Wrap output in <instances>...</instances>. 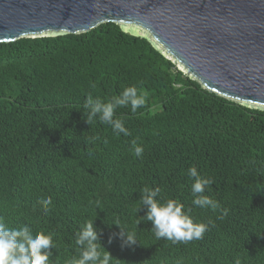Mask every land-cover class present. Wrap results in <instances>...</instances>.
Returning <instances> with one entry per match:
<instances>
[{
	"label": "trees",
	"instance_id": "obj_1",
	"mask_svg": "<svg viewBox=\"0 0 264 264\" xmlns=\"http://www.w3.org/2000/svg\"><path fill=\"white\" fill-rule=\"evenodd\" d=\"M133 85L147 94L145 106L115 113L130 136L86 122L89 94L106 99ZM192 166L213 180L205 194L219 208L192 204ZM144 187L191 209L208 224L203 238L173 244L157 240L150 221L138 224ZM0 216L52 233L55 264L76 254L75 233L88 220L102 230L111 264H264V112L205 90L115 23L0 43ZM116 217L137 233L136 245L109 242Z\"/></svg>",
	"mask_w": 264,
	"mask_h": 264
},
{
	"label": "water",
	"instance_id": "obj_2",
	"mask_svg": "<svg viewBox=\"0 0 264 264\" xmlns=\"http://www.w3.org/2000/svg\"><path fill=\"white\" fill-rule=\"evenodd\" d=\"M115 23L205 90L264 112V0H0V43Z\"/></svg>",
	"mask_w": 264,
	"mask_h": 264
},
{
	"label": "clouds",
	"instance_id": "obj_3",
	"mask_svg": "<svg viewBox=\"0 0 264 264\" xmlns=\"http://www.w3.org/2000/svg\"><path fill=\"white\" fill-rule=\"evenodd\" d=\"M91 87L94 89L96 85L91 84ZM146 100L145 92L138 90L134 85L126 86L119 95L106 99L89 94L82 111L89 125L92 126L93 121L98 119L99 122L110 125L115 134L130 136L131 133L125 127L124 121L115 118L116 110L130 106L131 113L134 115L139 108L145 106ZM90 139L95 140L98 137ZM132 151L136 157L140 158L143 156L144 148L133 140ZM187 175L192 180L191 192L194 197L192 204L198 207H211L213 210L219 208V202L205 194L206 189L213 184V180L202 176L195 166L187 169ZM161 192L160 187H144L141 190L140 202L142 207L147 209V213L142 217L143 219H138V224L141 220L150 221L155 238L165 239L173 244L202 239L208 230V224L194 221L191 209L185 210L184 205L178 200L166 199ZM39 203L47 210L52 204V199L44 197L39 200ZM112 225L119 228V232L113 233L109 237V242L119 239L121 247L137 244L139 241L137 233L123 224L119 217L114 219ZM101 235L102 230H97L95 220L85 222L75 233L76 254L67 261V264H111L113 257L111 253L101 250ZM53 248L57 249V245L54 243L52 233H46L43 230L34 231L28 224L19 228L9 227L5 218L0 216V264H55L50 259L53 256ZM176 264H183V262L178 260ZM235 264H240V260L236 259Z\"/></svg>",
	"mask_w": 264,
	"mask_h": 264
}]
</instances>
